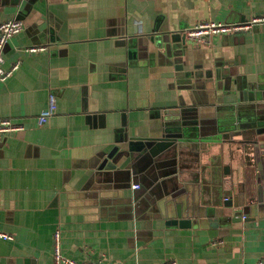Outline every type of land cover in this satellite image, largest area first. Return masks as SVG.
Masks as SVG:
<instances>
[{
    "label": "crops",
    "instance_id": "crops-1",
    "mask_svg": "<svg viewBox=\"0 0 264 264\" xmlns=\"http://www.w3.org/2000/svg\"><path fill=\"white\" fill-rule=\"evenodd\" d=\"M263 13L264 0H0V22L23 24L3 51L4 66L19 67L0 82V121L23 127L0 133V231L12 237L0 238V264H53L56 229L62 254L79 262L252 264L263 256L264 207H245L242 195L234 209L202 203L191 178L207 157L184 155L187 168L168 175L146 147L166 111L194 108L204 139L235 97L257 103L250 96L264 88V27L209 43L184 31ZM29 45L48 50L28 54ZM49 94L56 112L39 126ZM112 147L139 159L131 169H99ZM175 202L188 212H172ZM235 211L246 218L232 222Z\"/></svg>",
    "mask_w": 264,
    "mask_h": 264
},
{
    "label": "water",
    "instance_id": "water-1",
    "mask_svg": "<svg viewBox=\"0 0 264 264\" xmlns=\"http://www.w3.org/2000/svg\"><path fill=\"white\" fill-rule=\"evenodd\" d=\"M261 90L250 96L251 100H257L251 107L240 104V98L235 97L236 102L223 109V114L214 120L213 132L202 135L206 136L204 139H200L201 130L194 108L183 107L176 114L166 111L162 118L161 135L146 143L152 163L164 161L167 163L166 170L171 171L168 175H173L176 166L179 167L178 172L187 168L180 162L182 156L193 155L196 161L200 156H206L207 163L195 169L196 173L191 178L192 184L201 182L198 195L203 197L202 203H205L204 197H209L213 199V206L222 207L224 204L234 209L242 205L239 201L242 195L245 207L260 211L264 207V88ZM246 98L243 99L246 101ZM248 109L254 110V114L243 115ZM102 156L98 167L107 170L131 169V162L139 159V154L135 157L130 150L118 147L104 150ZM227 196L233 198L232 201L224 198ZM171 204L169 209L177 215L178 212H188L181 205L179 208L178 202L172 209ZM191 209L195 208L192 206ZM242 215L241 211H235L230 220L241 221ZM177 224L189 226L183 218L177 220Z\"/></svg>",
    "mask_w": 264,
    "mask_h": 264
},
{
    "label": "built area",
    "instance_id": "built-area-1",
    "mask_svg": "<svg viewBox=\"0 0 264 264\" xmlns=\"http://www.w3.org/2000/svg\"><path fill=\"white\" fill-rule=\"evenodd\" d=\"M256 27H264V13L250 16L247 20L238 23H223L216 21H200L184 31L187 39L195 40L200 43H209L215 35L224 34H243L251 32ZM23 30V24L17 19H7L0 22V82L6 81L19 67L17 60L8 66H4V47L11 37ZM48 50L45 45H29L23 47V51L28 54H36ZM56 112V102L53 94L48 95L47 106L41 110L37 116V124L43 126L50 117ZM23 130V127L11 123L7 119L0 121V133H10ZM134 187H138L137 185ZM242 215L241 219H245ZM0 238L11 239L12 237L0 231ZM61 233L56 229L52 235V261L53 264H99L94 261H75L67 258L61 252ZM212 245L217 242H211ZM163 264H177L174 259L168 260ZM252 264H264V255Z\"/></svg>",
    "mask_w": 264,
    "mask_h": 264
}]
</instances>
